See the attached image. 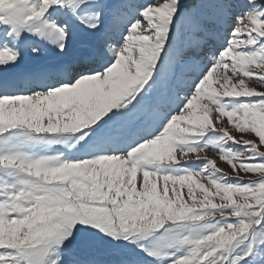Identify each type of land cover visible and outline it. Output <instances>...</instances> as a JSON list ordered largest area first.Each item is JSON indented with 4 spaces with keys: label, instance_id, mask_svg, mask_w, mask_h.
<instances>
[{
    "label": "snow or ice",
    "instance_id": "6c2138e0",
    "mask_svg": "<svg viewBox=\"0 0 264 264\" xmlns=\"http://www.w3.org/2000/svg\"><path fill=\"white\" fill-rule=\"evenodd\" d=\"M0 264H264V0H0Z\"/></svg>",
    "mask_w": 264,
    "mask_h": 264
},
{
    "label": "rangeland",
    "instance_id": "374dc122",
    "mask_svg": "<svg viewBox=\"0 0 264 264\" xmlns=\"http://www.w3.org/2000/svg\"><path fill=\"white\" fill-rule=\"evenodd\" d=\"M208 155L211 157V158H215L217 160V165L218 167L222 168L223 170L225 171H228L229 170V165H227L226 162H223V161H220L219 160V157L214 155V153L212 152H209Z\"/></svg>",
    "mask_w": 264,
    "mask_h": 264
}]
</instances>
